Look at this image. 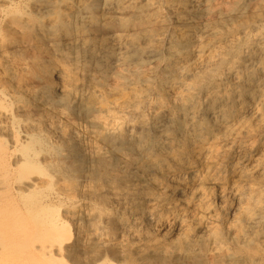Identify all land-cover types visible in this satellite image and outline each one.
Listing matches in <instances>:
<instances>
[{"label":"bare ground","instance_id":"6f19581e","mask_svg":"<svg viewBox=\"0 0 264 264\" xmlns=\"http://www.w3.org/2000/svg\"><path fill=\"white\" fill-rule=\"evenodd\" d=\"M15 1L0 0V10ZM88 1L29 0L35 8L41 11L51 9L56 16L44 24L41 23L42 25L34 24L31 30L34 32L35 29L37 35L42 36L43 41L54 44L61 51L78 50L91 59L96 57L95 51H98V56L101 59H111L116 42L121 40H125L131 53L137 56L156 57L165 51L168 57L165 76L163 75L164 78L154 90L159 97V102L156 104L157 111H153L155 114L150 120L145 115L141 116L138 109L140 105L144 104L148 95L146 90H149V87L147 85L144 89L132 88V92H129L130 94L125 97L124 105H122L126 111L130 109L133 113H137V118L131 120L130 117L129 121H125L122 125L111 126L112 128L106 125L107 122L102 125L100 139L111 146L126 147L130 154H126L125 157L121 156L122 168L126 170L125 174H122L123 176L108 175L112 171L113 162L111 163L106 156L98 155L92 159L93 173L91 175L97 179L101 177L103 183L95 191L91 189L85 193L80 191L84 201L82 202L85 204L84 210L80 209V211L71 213L75 223L80 224L81 218L86 223L88 222L89 233L87 235H82L79 228L74 234L73 227L71 228L66 223L67 221L64 222L60 219L56 209L49 207L46 201L47 197L42 193L49 184L45 180L51 174L38 161L39 154L32 148L33 141L20 147L22 156L17 158L9 153L7 145L0 140V264H69L68 262L71 264H127L126 260L131 254L138 257L134 264H264V32L258 36L255 44L249 46L248 54L241 55L239 61L229 69L228 76L237 74L238 83L229 90H219L217 82L220 79L218 81L215 74L209 69L218 68L223 61L214 63L212 59L209 60L210 56L206 59L207 56H203L206 52L204 49H200V46L197 47L200 50H196L194 55L189 50L193 38H195L193 37L195 30L185 16L191 14L195 0H165L164 7L172 11L171 13H174L178 20L177 27L168 32L166 31L167 23L158 15V7L152 0H110L109 6L106 8L108 17L103 19L101 29L127 31L132 34L126 38L122 35H115L112 38L101 36L102 38L96 42L93 41H95L101 25L91 12L92 4L90 6ZM113 6L118 7L115 10ZM67 9L78 10L84 14L82 17L83 29L71 31L69 26L63 23L62 14ZM40 17L42 16L40 15ZM34 19L36 20V18ZM15 20L17 23H21V20L17 18ZM210 32L212 33L211 30ZM240 36L242 37L241 34ZM201 37L198 40H201ZM140 38L148 42L149 46L141 48L138 44ZM160 44L164 45V49L158 47ZM8 49L7 46H2L0 48L1 55L8 53ZM231 52L232 49L229 47L226 53L230 54ZM16 57L13 58L16 59ZM9 59L5 58L7 62H10ZM115 64L113 61H109L108 67H113ZM205 67L207 69H204ZM208 67L211 68L208 69ZM22 69L24 70V67ZM9 74L11 77L16 75L14 72ZM39 74L45 79L46 90L52 97L57 95L55 92L58 91L60 97L67 100L83 99L89 108H94L98 104V96L95 91L92 90L86 96L80 95L85 83H82L72 70L50 63L42 65L39 68ZM175 86H179L182 91L178 90L181 93L175 91L180 94L176 100L171 94V89ZM100 92L102 91L100 90ZM175 92L173 94L177 95ZM124 93L121 92L120 95ZM120 95L117 96L120 97ZM201 99L204 100L199 103ZM238 99L245 102L242 108L236 106ZM26 100L23 99L25 103H27ZM41 104L38 108L48 111L44 100ZM83 107L85 108L84 105ZM112 109L107 110L112 111ZM3 112H0V127L1 123H4L3 120H7L9 115ZM119 115L121 116V113ZM103 116L104 114H102ZM9 121L8 123H10ZM60 121L62 120L59 119L58 122ZM112 121L114 123L116 120ZM21 123L23 125V122ZM30 127L32 128V125ZM2 129L4 133L7 128L4 126ZM8 131L11 144L18 148L15 134L11 132L12 130ZM70 136L75 142L77 136L75 137L73 133H70ZM150 139L158 141V147L153 150V155L149 154L150 150H148ZM52 141L57 142L53 139ZM83 144L86 143L83 142ZM75 148L63 157L65 163L69 165L71 176L83 175V165L77 159L78 150ZM101 153L103 154V152ZM132 153H135L134 157H131ZM260 154L263 155L262 158L258 156ZM48 162L50 163V161ZM58 173L60 174L59 171ZM256 175L261 182L258 186H253L252 179ZM68 176L70 175L68 174ZM82 178L86 177L82 176ZM59 186L60 188L57 190L59 192L56 195H63L66 188L64 185V187ZM48 187L50 188V186ZM110 187L113 188L108 189ZM71 188L73 189L74 185ZM229 199L230 203H228ZM74 201L76 202V200ZM80 214L82 215L80 216ZM141 218L155 223L165 233L161 232L162 235L149 231V229L142 234L137 233L136 229L133 231ZM119 230L130 233V237L133 239L131 240L134 242L129 246L123 243H114L113 239ZM164 236L168 237L165 239ZM123 237L124 235H122ZM109 253H112L113 260L117 259L116 263L109 259L107 256Z\"/></svg>","mask_w":264,"mask_h":264},{"label":"rangeland","instance_id":"374dc122","mask_svg":"<svg viewBox=\"0 0 264 264\" xmlns=\"http://www.w3.org/2000/svg\"><path fill=\"white\" fill-rule=\"evenodd\" d=\"M71 1H76V0H71ZM109 1L110 0H89L88 1V4L90 6L92 4L91 12L96 17L97 22L99 23V25H101V23L103 24V19L108 17V13L106 11V8L109 6L108 5ZM152 1L158 7V15L161 17V19L165 20L166 23H167V30L166 31L168 32L169 30H173L174 28H176L177 25H178L177 17H176V15L174 13H171L172 11H169L166 7H164L165 6V0H152ZM257 1H259V2H257ZM103 3H104V5H103ZM116 4H118V3H116ZM195 4H197V5L194 6ZM205 4H206V6H205ZM256 4H259V5H256ZM263 4H264V0H219V1L218 0H206V1L205 0L204 1L203 0H195L193 6L191 8L192 9L191 10V14L185 16L186 19L191 22V24L193 25L194 30H195V34L193 36L195 38H193L192 46H190V49H189V50H191L190 52L191 53L193 52L192 54L194 55L196 53V50H200V49L203 50L204 49V51L206 53L203 56H205V57L207 56L206 59H208V57L210 56L209 60L212 59V61L214 63L220 62L221 60L223 61V63L216 69L213 68V67H212V69H209L211 67H208V69L211 70V72H213L215 74V77L218 79V81L220 79V81L217 82L219 90H221V89L229 90L236 83H238V81H239L238 75L235 74L233 76H228V72H229V69L236 62L239 61L238 59H239V57H241V55L243 56V55L248 54L249 48L253 44H255L256 39L258 38V36L262 32H264V30H263L264 29V24H263L264 23V5ZM25 5H27V6H25ZM117 7L118 6H113V9L116 10ZM207 8H209V9L207 10ZM253 8H254V10H251ZM6 9H8V10H6ZM14 9H17V10L14 11ZM1 10H0V30H1L0 43L3 40L2 41L3 44L2 43L0 44L1 45L0 48L2 46H7L9 48L7 50L9 54L8 53H4L5 56H3L4 54L1 55V53H0V85H1L0 86V112L4 111L3 113H7L9 115H8V119L7 120H3L4 123L3 122L1 123L0 140L7 145V149H9V153L13 154V157H17V158H21V156H22L21 153H20V150L22 148H20V147L24 146V145L26 146V145H28L29 143H31L33 141L32 142V148H33L34 151H36L39 154L38 161L48 171V173L51 174L45 180V182L47 184L48 183L49 184L45 187V189H44V191L42 193L43 195H45L47 197L46 201L49 204V207H51L53 209H56L59 212L58 214H59L60 219L63 220L64 222L67 221L66 223H68L71 228L73 227L72 228V232L74 234H75V232H77V228H79L81 233H82V235L83 234L87 235L89 233L88 232L89 231L88 222L86 223V221L81 218L80 224L75 223L76 221L71 217L72 216L71 213L74 212V211H80V209H82L81 211L84 210L83 207H85L84 206L85 204H83L84 201H83V199H82V197L80 195V191H81V193H85V191L87 192L89 189L95 191V190H97L96 188H98L103 183L102 182L103 180H102L101 177L97 179V177L94 178V175H91L93 173V171H92V167H93L92 159L97 157L98 155L106 156L111 161V163L113 162L112 163V171L108 175L120 176L122 174L124 175L125 171H126V170H124L122 168V165H121L122 157H125L126 154H130V151L126 147L122 148V147H119L117 145H112L111 146V145H109L107 143H104L100 139V133L102 131L101 130L102 129V125L105 122H107L106 125H109V127H111V126L114 127L115 125H122L125 121L126 122L129 121L130 117H131L130 118L131 120L137 118V116H136L137 113H133L130 109H127L129 112L126 111V108L123 107V105H124L123 102H124L125 97H127L130 94L129 92H132V88L133 89H144L147 85L149 87V90L148 89L146 90L148 95H147V98H146L144 104L140 105V107L138 109V112L143 117L145 115L148 120H150L152 118V116L155 114V113H153V111L154 112L157 111V105L156 104L159 102L158 101L159 97H157L156 92H154V90L158 86V83H160L161 80L165 76L166 61H167V58H168L167 54L164 51V52H162L160 54L161 56L159 55V56H156V57H148V56H142L141 57V56H137V55H134V54L131 53L130 48L125 44V40H121L120 42H116L114 54L111 56V59H109V60L101 59L98 56L99 55L98 51H95L96 57H94V59H91V58H88L84 53H82L81 51H78V50L68 49V50L61 51L54 44H52L50 42H47V41H43L42 36L37 35V33L35 32V29H34V32L31 30V27L34 26V24L42 25V24L48 22L50 20V18H52L54 16V11H52L51 9L42 10L43 11V13H42V11L40 9H38V8H35L29 2V0H26V1L25 0H16L13 3L5 5L4 8H2ZM247 10H249V11H247ZM205 11H207V12H205ZM222 12H224L225 14L224 13L222 14ZM249 12L253 15V17H252V15ZM30 15H32V16H30ZM40 15L42 17H40ZM49 15L51 17L48 18L47 16H49ZM62 15H63L62 18H64L63 19V23L66 26H69V29L71 31H75L77 29H83V26H82V19H83L82 17H84L83 13L79 12L78 10L71 11V10L67 9V10H65L63 12ZM54 17H56V16H54ZM15 18L21 20V23H17ZM34 18H36V20ZM173 18H175V19H173ZM206 19H208V20H206ZM65 20H67V21H65ZM22 22H24V23H22ZM168 22H169V24H168ZM202 25H203V28H202ZM251 27H252V29H251ZM101 28H102V25H101V27H100V29L98 31V34H97V36L95 38V41H93V42L98 41L103 36L112 38L115 35H122V36H124V38H126V37H128V36H130L132 34L130 32L128 33L127 31H117V30L108 31V30H103ZM3 30L6 31V32H4ZM10 30H11V32H10ZM20 30H22V31H20ZM210 30L212 31V33L210 32ZM103 32L106 35L105 34L103 35ZM111 32H112V34H111ZM240 34L242 35V37L240 36ZM200 37H201V40H198V39H200ZM11 40H12V42H11ZM139 40H138V44L140 45L141 48H146V47L149 46V43L146 42L144 39L140 38ZM142 42L144 43L143 45H142ZM158 47L160 49H164V45L163 44H160ZM197 47H199L200 49L199 48L197 49ZM229 47L232 49V52L230 54L226 53V51L229 49ZM214 48H216V49H214ZM12 50H14V51H12ZM242 50H243V52L245 54L242 52ZM221 51L223 53H220ZM14 54H15V56H14ZM116 55H119V56H116ZM16 56L19 57V58H17ZM214 56H217V57H214ZM4 57L5 58H10L9 59L10 62L9 61L7 62ZM13 57L14 58L16 57V59H14ZM20 58H22V59H20ZM115 58H118V59H115ZM136 59H138V60H136ZM17 61H20V62H17ZM109 61H113V63H116V64L113 67H108V62ZM50 63H52L54 65H57V66L66 67L69 70H72L74 73H76L77 77L81 80V82L85 83V87L80 92V95L86 96L92 90L95 91V93L98 96V104L99 105L97 104L96 105L97 107L95 106L94 108H89L87 103H84L83 99H69V100H67V99H65L63 97H60V94H59L58 91L55 92L57 95L52 97L46 90V81H45V79L39 74V68L42 65H47V64H50ZM12 65H14V66H12ZM116 66H117L118 69L116 68ZM23 67H24V70L22 69ZM143 67H146V68H143ZM15 68H17V69H15ZM204 69H207V67H205ZM157 71H160V72H157ZM4 72H6V73H4ZM11 72L16 73L15 77H11L10 76L9 73H11ZM112 72H115V73H112ZM217 75H218V77H217ZM4 77H5V79H4ZM141 77H142V79H141ZM114 80H115V82H114ZM19 81H20V83H19ZM25 81H27V82H25ZM230 82H231V84H230ZM112 83L115 84V85L113 86ZM127 83H129V84H127ZM125 84H126V86H125ZM220 84H222V85H220ZM228 84H229V86H228ZM26 85H29V86H26ZM24 87H25V89H24ZM128 87H130V88H128ZM94 88H96V89H94ZM125 88L126 89L128 88V89L126 90ZM108 89L109 90L112 89V90L109 91ZM124 89H125V91H124ZM100 90L102 92H100ZM178 90L181 91V88H179V86H175L174 88L171 89V92H172L171 94H172V96H174L173 99H175V100L180 95V94H177V93H181L182 92V91L180 92ZM8 91L9 92L11 91V92L9 93ZM97 91H99V92H97ZM109 92H110V95H109ZM121 92L122 93L125 92L124 94H126V95L125 96H124V94L120 95ZM174 92L177 95H174L173 94ZM16 93H18L17 94V95H19L18 97H17ZM21 93H23V94H21ZM29 94H30V96H29ZM58 95H59V98H58ZM111 95H113V96H111ZM115 95L116 96L120 95L121 99H120V97H118V96L116 97ZM41 96H44V97H41ZM153 96H155V97L152 98ZM110 98H113V99H110ZM23 99H27L26 100L27 103H25L24 102L25 100L23 101ZM20 100H21V102H20ZM30 100H32V101H30ZM43 100L46 102V107H48L47 108L48 111H44V110L38 108V106L42 105L41 103L43 102ZM203 100L204 99H201L199 101V103L203 102ZM16 101H17V103H15ZM119 101H121V102H119ZM148 102L152 103V104L150 105ZM238 102H240V103H238ZM81 104H83L85 106V108ZM244 105H245V102L242 99H238V101L236 102L237 108H242ZM15 106H16V108H15ZM2 107H4V108L1 109ZM119 107H121V108H119ZM155 107H156V109H155ZM97 108H100V109H97ZM111 108H113L112 111H110ZM115 108H117V109L115 110ZM61 109H62V111H61ZM107 109H110V110H107ZM81 110H84V111H81ZM144 110H146V111H144ZM12 112L15 113V114H13ZM18 112H19V114H18ZM60 112H62V113H60ZM77 112H79V113H77ZM80 112H81V114H80ZM107 112H108V115H107ZM109 112L111 113L110 115H109ZM120 113H121V116L119 115ZM102 114H104L103 117H102ZM98 115H99V117H98ZM100 116H101V118H100ZM76 117H79V118H76ZM146 117H145V119H146ZM59 119L62 120V121L58 122ZM63 119H65V120H63ZM99 119L102 120V121H100ZM113 119L116 120V121H114V123H112ZM12 120H14V121H12ZM5 121H7V122L5 123ZM8 121L10 123H8ZM65 121H67V122H65ZM21 122H23V125H22ZM115 122H117V123H115ZM30 123H32V124H30ZM109 123H111V124H109ZM7 124H8V126H7ZM31 125H32V128L30 127ZM4 126H5V128H7L4 131V133L6 132V134L3 133V129L2 128H4ZM1 129H2V131H1ZM80 129H82L84 131H82ZM8 130H10V131L12 130L11 132L13 134H15L14 136L16 137V139L18 141V148H16V146L14 144L13 145L11 144V140H10L11 137L9 138L10 135H8V133H9ZM64 130H66L67 132L65 133ZM25 131H27V132L25 133ZM79 131H81V132H79ZM74 132H76V133H74ZM55 133H56V135H55ZM70 133H73L75 137L77 136L75 142L71 139ZM84 133H85V135H84ZM19 134H20V136H19ZM27 136H29L31 138H29ZM49 137H50V139H49ZM52 139L53 140H57V142L52 141ZM22 140H26V141H22ZM49 140H50V143H49ZM150 141L148 142V145L150 144L148 146V150H150L149 154L153 155L154 154L153 150H156V148L158 147V141H156L154 139H150ZM65 142H66V144H65ZM83 142L86 143V144H83ZM9 143H10L11 146L9 145ZM99 143H100V145H99ZM34 145H35V147H34ZM74 147H76L75 149L78 150L77 159H79L81 161L82 165H83V175H77V176L73 175V176H71L72 173H71V170H69V165L66 164L65 161L63 160V157L66 154H68L72 149H74ZM92 147H93V150H92ZM55 148H57V149H55ZM88 149H89V151H88ZM97 150H99V151L97 152ZM59 151H60V153H57ZM100 151L103 152V154ZM122 152H123V154H122ZM134 156H135V153L134 154L132 153L131 157H134ZM258 156H260L262 158L263 155L260 154ZM60 159H62V160H60ZM43 160H44V162H43ZM58 160H59V162H58ZM48 161H50V163ZM90 163H91V165H90ZM59 167H61V168H59ZM56 169H58V170L56 171ZM115 169H117V170H115ZM58 171L60 172L61 175L58 173ZM111 173H114V174H111ZM68 174L71 177L68 176ZM65 175H67V176H65ZM82 176H85L86 178L83 179ZM52 178L53 179L56 178V179L53 180ZM86 179H87V181H86ZM95 179H97V180H95ZM79 180H80V183H79ZM84 180H85V182H84ZM94 182H96V183L94 184ZM260 182H261L260 178L257 177V175H256L252 179V183L251 184L253 186H258L260 184ZM59 185H62V186L64 185L65 187L64 186L63 187L66 188V192L68 193V191H69V193L67 194L66 192H64L63 195H56L59 192V191H57L60 188ZM73 185H74V188L72 189L71 187H73ZM75 185H76V188H75ZM48 186H50V188ZM112 188L110 187L108 189H112ZM73 193H74V195L72 196ZM69 194H70V196H69ZM68 197H70V198H68ZM75 197H76V199H75ZM63 198H65V199H63ZM77 199H80V200L78 201ZM74 200H76L77 203ZM58 203H60V204H58ZM79 203H80V205H79ZM228 203H230V199H229ZM77 205H78V208H77ZM68 209H70V210H68ZM63 210H64V212H63ZM63 213H65V214H63ZM62 215H64L66 218L64 216H62ZM81 215L82 214H80V216ZM68 216H69V219L67 220ZM141 219H139V222H138L137 226L135 228H133V231L137 230L136 232L137 233H141V234L145 233V231H148V229H149V231H154L155 233L163 232L161 230V228L158 225H156L155 223H152L151 221L148 222L149 220L145 219V218H141ZM145 220L146 221L148 220L147 221L148 223ZM72 223H74V224H72ZM146 223H147V225H146ZM148 224H150V225H148ZM71 225H73V226H71ZM83 226H85V227H83ZM149 226H151V227H149ZM82 230H84V231H82ZM164 233L165 232H163V234ZM122 235H124L123 238H122ZM130 236H131L130 233H128L127 231L119 230L117 232V235L114 237L113 240H114V243L118 242L120 244L123 243V244H126V246L127 245L129 246L131 243L134 242V241L132 242L133 239ZM167 237L168 236H164L165 239ZM125 238H127V239L125 240ZM107 256L113 262L115 261L114 263L117 262L116 261L117 259L113 260L112 253L107 254ZM137 258L138 257L136 255L131 254V255H129V258H128V260H126V262H127V264H129L131 262H132L131 264H134V263L137 262L136 261ZM68 263L71 264L70 262H68Z\"/></svg>","mask_w":264,"mask_h":264}]
</instances>
